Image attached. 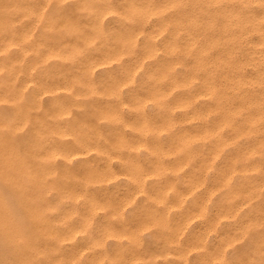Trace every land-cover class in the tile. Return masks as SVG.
<instances>
[{
  "label": "rangeland",
  "instance_id": "obj_1",
  "mask_svg": "<svg viewBox=\"0 0 264 264\" xmlns=\"http://www.w3.org/2000/svg\"><path fill=\"white\" fill-rule=\"evenodd\" d=\"M246 3L0 0V264H264Z\"/></svg>",
  "mask_w": 264,
  "mask_h": 264
},
{
  "label": "bare ground",
  "instance_id": "obj_2",
  "mask_svg": "<svg viewBox=\"0 0 264 264\" xmlns=\"http://www.w3.org/2000/svg\"><path fill=\"white\" fill-rule=\"evenodd\" d=\"M243 7H245V8L242 10L240 9L239 16H238V22H237L238 23V38L240 40L239 42H241L243 47L244 46L247 47L248 52H250V54H251L250 55L251 56L250 61L252 60V62H254V64H258L261 61L262 63L261 62L260 63L264 67V0H247V3ZM239 8H241V7H239ZM6 9H7V7H6ZM3 12H4V9H3ZM10 14H11V12H10ZM8 20H9V18H8ZM2 23H3V21H2ZM2 31H4V30H2ZM11 43H12V40H10L8 42V44H11ZM11 49L12 48H10V50ZM8 52L10 53V51H8ZM257 53H258V56H256ZM256 57H258L260 61L257 60ZM8 59H9V56H8ZM258 65H260V64H258ZM0 68H1V65H0ZM255 69L257 70L256 67H255ZM258 72H259V70H258ZM9 82H12V76L10 77ZM8 97L9 96L7 95V93L0 89V99L1 98H8ZM10 97H11V95H10ZM183 101H185V100H183ZM4 105H5V102H4ZM1 129H2L1 130L2 133L12 135V120L10 121V123L7 126H4ZM9 135H6V137ZM3 142L4 141H2V139L0 138V152L2 153L0 155V175L5 178V181H7L10 185H12V148L7 147V145H4ZM1 184H3V183H1ZM4 187H5L4 188L5 190L7 189L6 191L11 190V189L8 190L9 188H7V186H4ZM8 199H10V198H8ZM0 231L2 232V234L5 235L6 240L12 243V210L10 209L7 197L4 196L1 192H0Z\"/></svg>",
  "mask_w": 264,
  "mask_h": 264
}]
</instances>
